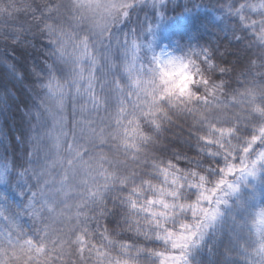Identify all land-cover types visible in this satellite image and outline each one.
I'll return each instance as SVG.
<instances>
[{
  "label": "snow or ice",
  "instance_id": "1",
  "mask_svg": "<svg viewBox=\"0 0 264 264\" xmlns=\"http://www.w3.org/2000/svg\"><path fill=\"white\" fill-rule=\"evenodd\" d=\"M11 107L0 264H264V0H0Z\"/></svg>",
  "mask_w": 264,
  "mask_h": 264
},
{
  "label": "trees",
  "instance_id": "2",
  "mask_svg": "<svg viewBox=\"0 0 264 264\" xmlns=\"http://www.w3.org/2000/svg\"><path fill=\"white\" fill-rule=\"evenodd\" d=\"M229 59H232V57L230 56ZM70 113H71V104H69V114ZM20 117L21 114L18 111H16L15 107H11L10 110L5 114H0V129H3L6 132L7 136L9 137L13 145H15L14 138L15 135L18 133V129L20 127ZM248 131L250 132L251 129H248ZM173 146L179 151L186 152L187 155L191 158L196 157V150L194 148L185 147L179 142H173ZM17 150L19 151L18 146H17ZM179 163L182 168L191 167L189 161L187 160H181Z\"/></svg>",
  "mask_w": 264,
  "mask_h": 264
},
{
  "label": "rangeland",
  "instance_id": "3",
  "mask_svg": "<svg viewBox=\"0 0 264 264\" xmlns=\"http://www.w3.org/2000/svg\"><path fill=\"white\" fill-rule=\"evenodd\" d=\"M161 47H164L163 45ZM155 48V45H154ZM156 51H160V48H155Z\"/></svg>",
  "mask_w": 264,
  "mask_h": 264
}]
</instances>
